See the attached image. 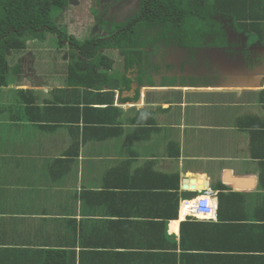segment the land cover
I'll return each mask as SVG.
<instances>
[{"label": "crops", "instance_id": "0c3cea01", "mask_svg": "<svg viewBox=\"0 0 264 264\" xmlns=\"http://www.w3.org/2000/svg\"><path fill=\"white\" fill-rule=\"evenodd\" d=\"M101 54L0 100V264H264V83L144 87Z\"/></svg>", "mask_w": 264, "mask_h": 264}, {"label": "flooded vegetation", "instance_id": "af4514ba", "mask_svg": "<svg viewBox=\"0 0 264 264\" xmlns=\"http://www.w3.org/2000/svg\"><path fill=\"white\" fill-rule=\"evenodd\" d=\"M65 1L58 9L59 12L82 6L85 0ZM226 1L90 0V5L95 6L97 11L96 20L89 27L94 33L88 39H94L95 43L102 40L110 43L118 33L129 36L123 49H114L126 60L125 66L134 68L133 74L140 71L150 76L144 87L228 86L236 84L240 79L245 82L258 80L252 77L253 73L260 76L263 84L264 0L259 1L256 6L261 19L250 24L243 23L244 19L240 18L237 21L235 15L221 5ZM196 12L200 19V31L188 43L190 38L187 31L195 30L190 20ZM258 25L261 33L258 32ZM21 32L22 30L15 31L12 28L9 31L15 39L24 40L22 35L28 31ZM67 38L68 36L64 39ZM64 39L60 42L63 43ZM69 39L67 40L72 45ZM94 48L93 44L91 50ZM105 49L112 48L100 47L98 51L101 54ZM13 50L7 48L6 53ZM79 53V57L93 59L86 56L88 50H81ZM138 54L141 56L140 61H136ZM87 64L83 62L82 65L87 68ZM101 68L98 66L96 70ZM234 72L245 77L231 78L230 75ZM137 87L140 89L141 83Z\"/></svg>", "mask_w": 264, "mask_h": 264}, {"label": "trees", "instance_id": "16d2710c", "mask_svg": "<svg viewBox=\"0 0 264 264\" xmlns=\"http://www.w3.org/2000/svg\"><path fill=\"white\" fill-rule=\"evenodd\" d=\"M259 1L261 0H227L226 3L222 2L221 5L226 6L227 11L234 14L237 21H239L238 19L240 18L244 19L243 23L246 22L247 24H250L256 21L258 22V19H261V15L256 9ZM65 2V0H0V87L8 85L6 49L23 50L26 48V42L20 38L15 39L14 36L9 33L10 29L12 28L15 31L22 30L21 33L28 31L30 34L40 38H43L46 31H51L57 33L58 37L60 36V40H63L67 37V34L55 24L51 11L53 7L60 9ZM185 2L187 1H184V3ZM190 22L193 23L192 28H194L196 32L200 31L198 30L200 19L198 18L197 12L192 15ZM41 29L42 31H40ZM258 29V32L261 33L259 25ZM69 38L72 46H76L79 52L81 50H88L89 53L86 54V56L94 58L92 62L87 64L89 66V68H87L88 72V70L92 68V65L93 68L91 71H96L97 67L104 63V59H107V56L105 57L99 53L98 49L100 47H109L112 49L119 47L123 49L125 46H123V44L128 43L129 36L124 33H118L110 43L103 40L95 43L94 39H85L81 42L78 41L75 36L71 35ZM93 44L95 45V48L91 50ZM138 60L140 61V58ZM70 74V77H73L74 75L79 80H85L83 75L76 70L74 65L70 68ZM18 93L24 95L25 90L20 89L18 90ZM25 101L27 102L26 99ZM51 253H58V251L55 250ZM53 261L55 262L58 260L53 257ZM45 264H53V262L49 259Z\"/></svg>", "mask_w": 264, "mask_h": 264}, {"label": "rangeland", "instance_id": "374dc122", "mask_svg": "<svg viewBox=\"0 0 264 264\" xmlns=\"http://www.w3.org/2000/svg\"><path fill=\"white\" fill-rule=\"evenodd\" d=\"M84 1V0H83ZM66 11H60L55 7L52 8V17L55 24L63 29L68 38L75 36L78 41H83L88 39L94 33L92 28H89L93 21L96 20V7L90 5V0H85L84 5L77 8H66ZM42 31V29L40 30ZM188 38H190L188 43H191L193 39L196 38L197 32L195 30L187 31ZM22 38L26 42V48L23 50H13L6 53L7 62H8V72L7 80L8 85L5 86L3 91H1V98L6 97V103L9 104V98L11 94L15 93L16 87L24 84L23 81H20L22 74H29L32 71V75H35L39 72H47L50 75L58 74L60 71H63L65 62L62 63L60 58L64 59L68 57V63L72 60H76L74 57L77 56L79 50L76 46H70L67 44L68 38L64 39L63 43L60 42L57 33L46 31L44 38H40L25 32L22 35ZM70 41V39H69ZM65 42V43H64ZM126 46L124 43L123 46ZM58 58V59H57ZM141 56L138 54L136 59L138 60ZM92 58L86 59L83 57L82 60H78V63H73L77 68H80L82 71L85 66L82 65V61L90 62ZM68 66V65H67ZM67 66L65 68L67 69ZM120 66V64L118 65ZM93 68V65L91 66ZM89 69V71L92 70ZM18 71L15 72V70ZM87 68H85V72ZM18 73H21L20 75ZM19 75V76H18ZM1 115L2 111H1ZM17 171V170H16ZM23 170H20L19 175H21ZM18 175V172L12 173Z\"/></svg>", "mask_w": 264, "mask_h": 264}, {"label": "built area", "instance_id": "2783aa9c", "mask_svg": "<svg viewBox=\"0 0 264 264\" xmlns=\"http://www.w3.org/2000/svg\"><path fill=\"white\" fill-rule=\"evenodd\" d=\"M217 206L212 202L209 192L197 197L195 200L185 201L184 212L202 217H211L216 213Z\"/></svg>", "mask_w": 264, "mask_h": 264}, {"label": "water", "instance_id": "95a60500", "mask_svg": "<svg viewBox=\"0 0 264 264\" xmlns=\"http://www.w3.org/2000/svg\"><path fill=\"white\" fill-rule=\"evenodd\" d=\"M256 75H258V74H256ZM254 73H253V76L252 77H256V78H258V82H257V84L255 85V87H257V88H261L262 87V80L261 79H259V77L258 76H256ZM260 80V81H259ZM147 87H150V85H148ZM205 87V86H204ZM212 87H217V86H210V88H212ZM225 87H227V88H233L234 87V85L232 86H230V85H228V86H225ZM227 90H229V89H227ZM206 187V186H205Z\"/></svg>", "mask_w": 264, "mask_h": 264}]
</instances>
